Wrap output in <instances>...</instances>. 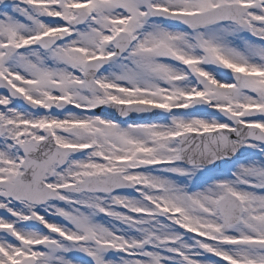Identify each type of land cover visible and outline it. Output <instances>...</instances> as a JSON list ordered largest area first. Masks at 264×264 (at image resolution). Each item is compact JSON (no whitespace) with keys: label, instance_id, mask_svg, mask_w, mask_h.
Here are the masks:
<instances>
[{"label":"snow or ice","instance_id":"1","mask_svg":"<svg viewBox=\"0 0 264 264\" xmlns=\"http://www.w3.org/2000/svg\"><path fill=\"white\" fill-rule=\"evenodd\" d=\"M0 264H264V0H0Z\"/></svg>","mask_w":264,"mask_h":264}]
</instances>
